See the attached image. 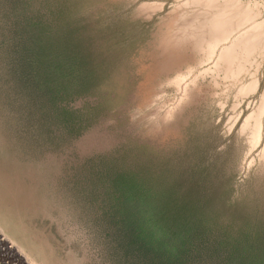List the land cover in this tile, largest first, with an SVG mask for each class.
Wrapping results in <instances>:
<instances>
[{"label":"rangeland","instance_id":"rangeland-1","mask_svg":"<svg viewBox=\"0 0 264 264\" xmlns=\"http://www.w3.org/2000/svg\"><path fill=\"white\" fill-rule=\"evenodd\" d=\"M185 2L0 0V197L45 264H264V56L217 84L174 60Z\"/></svg>","mask_w":264,"mask_h":264},{"label":"bare ground","instance_id":"bare-ground-1","mask_svg":"<svg viewBox=\"0 0 264 264\" xmlns=\"http://www.w3.org/2000/svg\"><path fill=\"white\" fill-rule=\"evenodd\" d=\"M240 1L194 0L191 3L185 2L184 4L186 6L192 4L196 9L188 16H183L177 28H175V21L172 20L168 24V33L164 36V41H168L171 45L172 58L174 60L178 58L176 56L177 49L179 57L188 55L189 60L199 63V65L212 61L213 65L202 71L201 75H210L215 84H217L219 78H237L241 73L243 74V65L246 60L254 56H264V22L256 21L258 11L254 7L248 4L243 5V2L241 3ZM173 59L172 63L174 61ZM189 62L187 61L186 64L188 70L192 71L193 66ZM259 66L260 63L258 61ZM184 79L185 75L177 76L176 84L180 86ZM196 80L197 78L194 79L193 83H196ZM258 86L259 78L253 75L251 82L240 88L239 94L254 93L258 89ZM182 97V99H189L191 97L187 85L183 88ZM174 113L175 109H171L166 119H171ZM263 113L264 94L258 111L252 113L243 125L244 129L253 128V141L255 145L261 140ZM1 184L5 185V183L0 181V190L4 188ZM6 205L0 197V231L5 236L3 238L5 240L7 239V243L11 246H16L29 264H45L41 260L42 257L32 251V249L37 251V248L35 246L33 248L28 246L29 242L24 234V239L16 236V233L19 231L15 233L14 229L16 227L13 224L17 217V211L14 210L13 214V209L7 208ZM26 244L28 249L31 250L29 253L26 252Z\"/></svg>","mask_w":264,"mask_h":264}]
</instances>
